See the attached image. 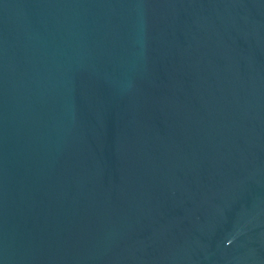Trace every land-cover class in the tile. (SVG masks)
I'll use <instances>...</instances> for the list:
<instances>
[{"label": "water", "instance_id": "obj_1", "mask_svg": "<svg viewBox=\"0 0 264 264\" xmlns=\"http://www.w3.org/2000/svg\"><path fill=\"white\" fill-rule=\"evenodd\" d=\"M0 264H264V0H0Z\"/></svg>", "mask_w": 264, "mask_h": 264}]
</instances>
